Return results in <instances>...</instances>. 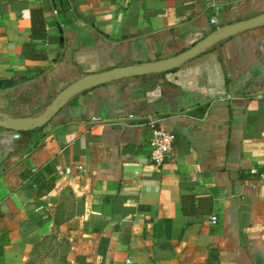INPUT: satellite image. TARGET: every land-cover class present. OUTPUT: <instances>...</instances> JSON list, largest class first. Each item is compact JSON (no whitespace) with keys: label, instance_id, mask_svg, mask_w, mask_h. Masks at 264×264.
<instances>
[{"label":"crops","instance_id":"crops-1","mask_svg":"<svg viewBox=\"0 0 264 264\" xmlns=\"http://www.w3.org/2000/svg\"><path fill=\"white\" fill-rule=\"evenodd\" d=\"M262 12L264 0H0V111L38 115L83 75ZM263 94L261 25L79 92L42 127L0 126V264H25L59 208L71 264H264ZM151 118L173 135L160 165Z\"/></svg>","mask_w":264,"mask_h":264},{"label":"water","instance_id":"water-1","mask_svg":"<svg viewBox=\"0 0 264 264\" xmlns=\"http://www.w3.org/2000/svg\"><path fill=\"white\" fill-rule=\"evenodd\" d=\"M264 25V12L230 24L222 25L197 41L189 48L172 56L152 61L141 62L137 65L113 67L100 72H93L65 86L45 107L43 112L34 116H11L0 111V126L15 131H30L44 126L64 104L74 95L86 89L110 82L115 79L147 73H158L180 66L190 58L204 52L217 42L234 36L247 29Z\"/></svg>","mask_w":264,"mask_h":264},{"label":"rangeland","instance_id":"rangeland-1","mask_svg":"<svg viewBox=\"0 0 264 264\" xmlns=\"http://www.w3.org/2000/svg\"><path fill=\"white\" fill-rule=\"evenodd\" d=\"M70 214V208H59L38 227L32 239L33 249L25 264H71L68 259L69 236L60 226V221Z\"/></svg>","mask_w":264,"mask_h":264},{"label":"built area","instance_id":"built-area-1","mask_svg":"<svg viewBox=\"0 0 264 264\" xmlns=\"http://www.w3.org/2000/svg\"><path fill=\"white\" fill-rule=\"evenodd\" d=\"M214 21V20H213ZM262 94H258L260 96ZM264 95V94H263ZM151 124V137L149 139V145L151 147V157L153 162L156 165H160L168 152L171 149V142L173 139V135L168 131L158 127L155 123L154 119H150ZM19 134L15 133L14 137L19 138ZM83 173V166L81 164L69 165L64 168V176L66 179L79 178ZM60 190L63 189V186H58ZM211 223H215L217 221V217L215 215H211L209 217Z\"/></svg>","mask_w":264,"mask_h":264},{"label":"trees","instance_id":"trees-1","mask_svg":"<svg viewBox=\"0 0 264 264\" xmlns=\"http://www.w3.org/2000/svg\"><path fill=\"white\" fill-rule=\"evenodd\" d=\"M39 21L41 22V17L39 16V14L37 13V15H35V17H33V25L34 23H39ZM21 132V131H20ZM61 223V221H60Z\"/></svg>","mask_w":264,"mask_h":264}]
</instances>
